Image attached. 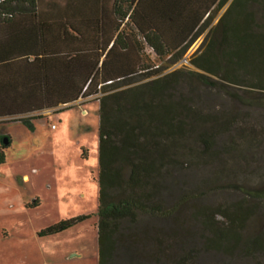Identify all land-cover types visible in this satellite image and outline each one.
<instances>
[{"label":"rangeland","instance_id":"1","mask_svg":"<svg viewBox=\"0 0 264 264\" xmlns=\"http://www.w3.org/2000/svg\"><path fill=\"white\" fill-rule=\"evenodd\" d=\"M226 4L213 13L209 24L173 63L161 66L154 62L157 72L141 71L109 91L175 71L179 82L172 96H181L186 105L211 115L217 126L211 130L206 125L192 127V133H185L178 141L174 161L165 166L160 191L153 196L165 215L141 213L134 225L121 222L112 264H172L181 254L188 255L189 264H264V253L247 254L240 243L230 241L218 249L205 247L208 233L196 214L203 206L251 205L252 215L241 234L243 238L264 234V90L247 86L253 80L248 75L241 77L245 85L233 84L188 62ZM252 9L264 23V0H257ZM3 33L4 28L0 29L1 45ZM89 55L91 63L92 53ZM87 56L61 57L57 62L67 67L82 64L80 72L89 74ZM50 84L54 89V82ZM101 94L97 90L96 96L32 113L39 117L29 120L30 127L12 121L21 116L0 117V136L9 137L0 164V264H97L95 99ZM223 122L228 124L223 127ZM202 129L212 132L204 144L197 137ZM2 146L0 142V149ZM253 190L263 196H249ZM78 215L88 218L58 233L37 235L58 220ZM213 220L217 226H225L223 217L215 215Z\"/></svg>","mask_w":264,"mask_h":264},{"label":"trees","instance_id":"2","mask_svg":"<svg viewBox=\"0 0 264 264\" xmlns=\"http://www.w3.org/2000/svg\"><path fill=\"white\" fill-rule=\"evenodd\" d=\"M226 1L100 0L98 35L91 41V72L89 76L85 72L83 85L85 95L97 90L102 93L95 99L97 264H112L115 235L121 222L134 225L141 213L165 215L153 196L160 191L165 166L174 161L178 141L184 134L192 133V127L200 125L208 126L209 130L217 128L214 117L186 105L181 96H172L171 91L179 82L175 71L109 91L117 82L141 71L157 72L158 65L154 62L167 66L177 60ZM256 2L229 0L217 21L208 27L200 47L190 55L189 64L221 81L238 85H245L241 77L248 75L253 80L247 86L264 90V23L257 20L252 9ZM36 8V0H0V29L4 28L1 35L4 45L0 40V50L4 48V53H0V117L37 112L48 102L59 101H54L49 93L54 89L50 84L51 68L47 67L48 39L41 36L31 40L38 51L34 54L24 52L26 46L34 51L30 42L32 47L24 44L27 40L19 42L18 30L26 22L17 15L34 13ZM37 117L21 116L12 121L30 127L29 120ZM226 124L223 122L222 126ZM206 131L197 133L203 144L212 133ZM5 147L8 144L0 149V164ZM248 195L263 196L259 190ZM196 214L208 233L205 247L218 249L231 241L235 245L240 243L239 247L247 254L264 253V234L245 238L241 234L252 215L251 205L235 202L227 207L203 206ZM215 215L224 218V227L215 224ZM86 218L88 215L58 220L37 235L58 233ZM189 259L181 254L172 264H189Z\"/></svg>","mask_w":264,"mask_h":264},{"label":"crops","instance_id":"3","mask_svg":"<svg viewBox=\"0 0 264 264\" xmlns=\"http://www.w3.org/2000/svg\"><path fill=\"white\" fill-rule=\"evenodd\" d=\"M227 2L229 1L227 0ZM36 5L37 8L34 13L17 15L19 20L26 22L22 30H18V35L20 36L19 42L27 40V43H23L28 45L31 43L36 49L29 51L26 46L24 48L26 54L38 52L36 45L31 41L33 38L35 40L36 37L45 36L48 39L46 42L50 51L46 57L49 58L47 67L51 68L50 81L54 80V90L49 93L50 96H54V101L59 100L58 103L48 102L45 104L44 99L45 107L42 110L49 111L60 106L73 104L82 100L83 97L89 96L83 92L86 76L85 72H80L82 64L78 63L77 66L67 67L66 63L57 62V60L72 55L84 59L85 55L88 54L86 60L89 68H91L89 54L92 38L98 35L100 0H36ZM74 36L79 38V42L78 40L77 42L70 41ZM31 45L29 46L32 47ZM19 50L22 51L21 48ZM76 67L80 69L78 70ZM67 68L72 69L67 71ZM96 94L97 92L90 94V96H96ZM32 113L23 115L30 116ZM22 178L23 180L26 179V175H22Z\"/></svg>","mask_w":264,"mask_h":264},{"label":"water","instance_id":"4","mask_svg":"<svg viewBox=\"0 0 264 264\" xmlns=\"http://www.w3.org/2000/svg\"><path fill=\"white\" fill-rule=\"evenodd\" d=\"M229 1V0H228ZM227 4H228V2H227ZM226 4V5H227ZM1 143L3 144V145H7L8 144V138L6 137V136H3L2 137V139H1Z\"/></svg>","mask_w":264,"mask_h":264},{"label":"built area","instance_id":"5","mask_svg":"<svg viewBox=\"0 0 264 264\" xmlns=\"http://www.w3.org/2000/svg\"><path fill=\"white\" fill-rule=\"evenodd\" d=\"M50 127H51V128H54V125L52 124V125H50Z\"/></svg>","mask_w":264,"mask_h":264},{"label":"flooded vegetation","instance_id":"6","mask_svg":"<svg viewBox=\"0 0 264 264\" xmlns=\"http://www.w3.org/2000/svg\"><path fill=\"white\" fill-rule=\"evenodd\" d=\"M3 136H0V142H1V139H2ZM2 144V143H1Z\"/></svg>","mask_w":264,"mask_h":264}]
</instances>
